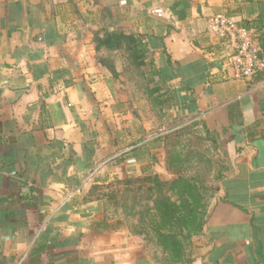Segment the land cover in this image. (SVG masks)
<instances>
[{
  "label": "crops",
  "instance_id": "0c3cea01",
  "mask_svg": "<svg viewBox=\"0 0 264 264\" xmlns=\"http://www.w3.org/2000/svg\"><path fill=\"white\" fill-rule=\"evenodd\" d=\"M109 3L115 0H0V264H160L130 227H97L101 200L80 201L92 184L139 175L161 154L128 146L135 131L109 129L121 122V96L95 41ZM124 4L173 87L174 115L203 117L227 152L230 173L193 264H264V82L238 77L231 44L209 27L221 13L239 24L264 18V0L112 5ZM154 6L167 7L177 24L150 15ZM73 7L77 17L67 15ZM32 185L48 205H10Z\"/></svg>",
  "mask_w": 264,
  "mask_h": 264
},
{
  "label": "trees",
  "instance_id": "16d2710c",
  "mask_svg": "<svg viewBox=\"0 0 264 264\" xmlns=\"http://www.w3.org/2000/svg\"><path fill=\"white\" fill-rule=\"evenodd\" d=\"M107 9H103L101 27L95 32L99 53L102 48L110 47L116 52L120 51L118 53L127 60L134 59L135 62H131L136 63L137 69L146 65L149 75L152 76V79L155 78V91L157 87L158 91H160V87L164 89L161 96L162 102H166L168 107H173L175 102L173 87L161 77L147 34L140 32L125 34L122 32L119 35L118 32L110 28L103 30ZM263 21V16H259L253 20H245L240 25L254 29L264 48ZM261 55L264 57V50ZM99 61L108 68L113 76H118L119 71L113 62L105 58H100ZM260 77L262 78V74L254 75L253 82H259ZM40 106L43 114H46L48 111L46 103L41 100ZM192 120L194 121L192 124L174 129L166 136L167 154L170 143H180L183 140L188 143V148H181L182 151L176 160L181 165L189 160L192 163V160L198 157L196 154L200 155L204 150L196 153L195 146L202 145L206 151L211 150V152H216L223 146L220 132L212 130L203 117L197 114L192 117ZM45 121L41 120L39 129L46 127ZM1 135L2 132H0ZM202 156H205V152L202 153ZM214 162L217 165L215 185L202 180L195 165L189 168L192 170L190 173L184 171L183 166L177 167V176L167 180L162 179L156 172L149 173L150 166H144L139 175L114 178L107 184L108 190H105L106 187L103 184H92L80 201L82 203L96 200L103 202V217L101 221L97 222V227L101 229H118L120 227L119 211L130 214L131 211H128L130 205L139 208L135 216L133 213L136 219L135 226L129 225V227L132 232L142 236L146 243L157 249L156 252L159 255L155 254L157 259L164 260L167 264H193L195 259L191 258V250L194 246V238L203 235L213 200L224 187L225 180L230 173L228 162L225 164L218 159ZM172 164L170 162L168 168L172 167ZM19 195L17 198H8L10 205L17 207L21 203H25L42 208L49 204V201L43 196L42 189L35 185L29 186L27 194ZM125 198L129 200V206L124 202ZM44 247L46 246L40 245L37 250Z\"/></svg>",
  "mask_w": 264,
  "mask_h": 264
},
{
  "label": "rangeland",
  "instance_id": "374dc122",
  "mask_svg": "<svg viewBox=\"0 0 264 264\" xmlns=\"http://www.w3.org/2000/svg\"><path fill=\"white\" fill-rule=\"evenodd\" d=\"M115 3H109L107 7L108 9L105 11V23L103 25V30L110 28L111 30L118 32L119 35L122 32L125 34H130L131 32L136 33V24L129 22L128 5L124 4L122 5V8H114L112 4ZM79 9L81 10V8ZM66 12L67 15L69 14L70 16L74 17H77V15L81 13L76 7L70 8ZM118 52L120 51L116 52L115 50L110 49V47H104L98 54L99 59L105 58L108 61L113 62L119 71L118 76H113V74L107 68L108 72L111 74V78L114 79L115 89L121 96V99L119 100V107L122 113L121 122L115 123V125H113V122H111V125H109L111 127H109V129L113 130L115 127L117 128V126L120 125L122 128L121 130H130V132L127 131L130 134H133L135 131L136 136L133 137L134 135H131V138L127 141L128 146L137 145V148H139L144 145H151L153 146L154 150L157 149L161 152L160 156L154 152V161L150 158L152 162L146 163V165H144L150 166V171H148L149 173L156 172L162 179L167 180L177 176V167L183 166L184 171L190 173L192 170L189 168L192 165H195L198 169V175L201 177V179L208 184L215 185L217 182V172L215 171L217 165L214 161L218 159L220 162H225V164L228 162L227 152L224 149L223 141V146L216 152H211V150L206 151V148H203L202 145L195 146L194 151H197L196 153H198L204 149L202 153L205 152V156H202V153L200 155L196 154L198 157H195L192 160V163H190V160L184 165L176 162L180 152L182 151L181 148H188V143H186V140H183L180 143H170L167 154L165 149V147L167 148L165 145L167 133L187 124H192L194 122L192 120L194 115L175 116L173 113L174 106L168 107L167 103H163L161 100L164 89H161L160 87V91H158L157 87L155 91V78L152 79V76L149 75V69L147 66L143 65L141 66V69H137V65H135L136 63H132L135 62L134 59H132L131 62L130 60L125 59V57ZM175 144L178 146H174ZM170 162L173 164L172 167L168 168V164ZM157 163H162L165 167V170H157L159 167L157 166ZM135 175L137 174H133L132 176ZM108 183H104L103 186L106 187ZM105 190H108V188L106 187ZM124 202L127 203V205H130L129 200ZM128 208V211H131L130 214L128 213L129 215L123 213L121 210L118 213V221L120 222V226L129 227V225L135 226L136 224V219L134 216L139 208L137 209L131 205ZM40 217L42 220L45 218V215L41 213ZM200 238V236L194 238V246L191 250V258L193 259L202 256L201 247L203 243ZM151 247L153 248L154 254L158 255L156 252L157 249H155L153 246ZM158 260L160 264H167V262L164 260Z\"/></svg>",
  "mask_w": 264,
  "mask_h": 264
},
{
  "label": "built area",
  "instance_id": "2783aa9c",
  "mask_svg": "<svg viewBox=\"0 0 264 264\" xmlns=\"http://www.w3.org/2000/svg\"><path fill=\"white\" fill-rule=\"evenodd\" d=\"M209 27L231 44L236 53L234 67L238 77L252 79L262 74L264 82V57L262 46L254 29L241 26L233 17L221 13L210 18Z\"/></svg>",
  "mask_w": 264,
  "mask_h": 264
},
{
  "label": "water",
  "instance_id": "95a60500",
  "mask_svg": "<svg viewBox=\"0 0 264 264\" xmlns=\"http://www.w3.org/2000/svg\"><path fill=\"white\" fill-rule=\"evenodd\" d=\"M149 13L153 17H156L164 22L174 24V25L177 24L175 15L167 7L154 6L149 10Z\"/></svg>",
  "mask_w": 264,
  "mask_h": 264
}]
</instances>
